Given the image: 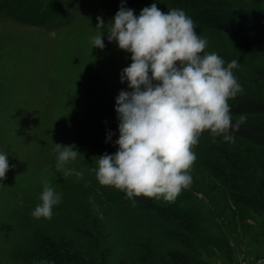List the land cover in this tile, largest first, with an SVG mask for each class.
I'll return each mask as SVG.
<instances>
[{
	"label": "rangeland",
	"instance_id": "rangeland-1",
	"mask_svg": "<svg viewBox=\"0 0 264 264\" xmlns=\"http://www.w3.org/2000/svg\"><path fill=\"white\" fill-rule=\"evenodd\" d=\"M15 1L0 0V154L8 155L10 165L0 181V264H39L33 246L44 239L71 249L88 264H175L172 254L186 256L185 264L264 261V148L201 134L193 148L191 186L174 202H154L189 211L194 234L136 206L124 192L100 186L91 171L106 143L103 131H114L118 138L116 97L121 90L130 91L126 81L120 82V72L130 65L131 54L108 42L106 33L103 49L92 46L91 38L107 28H96L97 17L108 24L122 2L137 16L152 3L170 11V2L52 0L56 9L47 24L32 25L20 17L23 6ZM221 1L251 12L264 31V0ZM46 4L44 0L40 10ZM195 30L208 42L205 53H217L225 66L237 60L233 74L243 89L240 94L264 102V84L254 73L264 57L244 50L224 32ZM55 143L77 146L79 154L65 167L82 172L81 177L56 170ZM220 148L241 168L237 175L252 183L244 185L246 191L257 189L253 196L260 208L234 202L228 185L207 171L204 163L218 161ZM45 180L61 202L53 206L50 219H37L31 213Z\"/></svg>",
	"mask_w": 264,
	"mask_h": 264
},
{
	"label": "clouds",
	"instance_id": "clouds-1",
	"mask_svg": "<svg viewBox=\"0 0 264 264\" xmlns=\"http://www.w3.org/2000/svg\"><path fill=\"white\" fill-rule=\"evenodd\" d=\"M105 26L106 31L91 38L92 46L103 49L106 33L108 42L131 54L130 65L120 72V82L126 81L130 91L121 90L115 100L117 151L99 156L91 171L100 186L122 191L129 199L174 202L191 186L193 148L201 134L208 131L231 142L245 122L241 117L233 123L228 103L243 90L233 74L238 62L225 66L217 53H205L207 40L180 9L162 12L152 3L137 16L122 2L108 24L97 17L96 28ZM112 135L108 132L105 142ZM76 147L55 143V168L64 176L83 175L65 167L79 154ZM9 169L8 155L0 154V181ZM39 200L31 215L50 219L61 195L45 180Z\"/></svg>",
	"mask_w": 264,
	"mask_h": 264
},
{
	"label": "trees",
	"instance_id": "trees-1",
	"mask_svg": "<svg viewBox=\"0 0 264 264\" xmlns=\"http://www.w3.org/2000/svg\"><path fill=\"white\" fill-rule=\"evenodd\" d=\"M44 0H16L15 6H23L19 12L20 17L27 23L38 25L45 22V19L55 12V2L47 0L46 7H43ZM133 5H138L146 0H132ZM172 9L183 10L193 21L195 26L200 28H210L229 34L238 41L240 46L246 51H255L264 57V31L254 16L249 11H240L232 9L231 6L221 0H168ZM257 78L264 84V65L254 70ZM231 107L233 123L244 118V123L238 131L232 133L235 138L245 140L251 144L264 148V102L250 94L238 93L235 98L228 101ZM103 131L106 139L107 133ZM111 139L101 146L99 153L101 155L108 153L114 154L117 151L115 140L117 135L112 132ZM221 149V148H220ZM219 160L213 163L205 162L204 165L210 174L220 179L224 185H228L232 193L233 201L253 208H260L255 204L254 193L256 190L246 191L244 185L252 184L244 176H238L241 168L236 165L235 160L231 157L228 150L222 148L218 151ZM216 158V159H217ZM216 161V162H215ZM246 177V178H245ZM262 193V192H261ZM156 198L133 197L131 202L143 206L145 209L155 211V213L166 223H177L184 231L194 234L196 227L189 221V211L176 204L167 206L156 205ZM174 239L182 241L181 235L171 234ZM34 252L32 257L39 264H88L82 256H75L71 249L62 247L50 240H41L40 243L33 246ZM75 253V254H74ZM172 260L175 264H185L188 260L181 254H172Z\"/></svg>",
	"mask_w": 264,
	"mask_h": 264
},
{
	"label": "built area",
	"instance_id": "built-area-1",
	"mask_svg": "<svg viewBox=\"0 0 264 264\" xmlns=\"http://www.w3.org/2000/svg\"><path fill=\"white\" fill-rule=\"evenodd\" d=\"M255 264H264L263 260H258Z\"/></svg>",
	"mask_w": 264,
	"mask_h": 264
}]
</instances>
